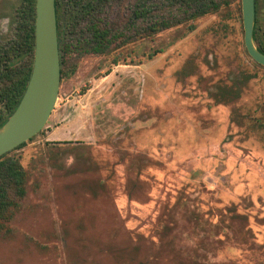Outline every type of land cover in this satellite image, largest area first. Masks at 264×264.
I'll list each match as a JSON object with an SVG mask.
<instances>
[{"label": "rangeland", "instance_id": "obj_1", "mask_svg": "<svg viewBox=\"0 0 264 264\" xmlns=\"http://www.w3.org/2000/svg\"><path fill=\"white\" fill-rule=\"evenodd\" d=\"M16 1L0 0L1 41L14 33ZM139 1H113L100 25L126 30ZM150 1L160 7L163 0ZM230 1L181 39L191 23L157 34L144 49H167L152 61L139 64V29L148 21L137 19L112 55H85L68 67L78 65L62 80L47 126L17 151L29 189L13 233L0 234V264H127L110 256L135 245L130 233L153 238L180 194L214 222L236 205L255 238L244 243L237 225L218 235L176 211L173 249L157 260L146 243L154 255L144 264H264V67L245 50L242 0ZM258 6L264 22V0ZM119 54L122 63L105 75ZM185 65L191 75L180 76ZM244 72L254 77L236 105L249 126L233 122L232 107L211 97L214 84Z\"/></svg>", "mask_w": 264, "mask_h": 264}, {"label": "trees", "instance_id": "obj_2", "mask_svg": "<svg viewBox=\"0 0 264 264\" xmlns=\"http://www.w3.org/2000/svg\"><path fill=\"white\" fill-rule=\"evenodd\" d=\"M113 1L115 0H56L62 80L70 78L76 73L78 65L74 66L72 70L67 69L78 58L89 54L112 55V49L116 41L126 37L130 29L135 27L137 19H140L142 23L148 21L146 25L143 24L139 29L140 45L143 50L138 56L140 57L139 64H143L145 61L154 60L167 49L166 46L144 49L145 46L156 41L157 34L191 23L188 30L180 36L181 39V37H185L196 29L195 21L210 14L219 13L224 6L230 7L232 3L230 0H163L159 7L150 0H140L139 8L135 10L133 20L129 22L126 30L113 33L109 28L100 25L105 19L106 8ZM36 5L37 0H17L12 6L14 33L10 37L0 40V127L7 122L17 109L32 75L36 49ZM154 7H156L155 11L153 10ZM151 16L157 17L156 20L149 21ZM61 20L63 25L60 24ZM86 33L90 34L89 39L83 36ZM71 37H75L74 41L71 40ZM254 39L258 48L264 52V22L260 18L258 0H256ZM245 50L250 55L246 45ZM121 57V54H119L113 58L105 75L112 72V65L122 63ZM255 64L262 66L257 62ZM186 69H188V65L181 69L180 76L183 73L191 75L190 72H186ZM184 77L186 76L184 75ZM253 77L252 74L246 72L240 76H232L230 81L214 84L216 91L211 92L213 105L231 106V120L240 126H249L251 123L249 122L251 117L248 115L243 116L236 104L243 97L244 91ZM36 137L37 135L30 141H33ZM30 141L0 157V234L13 233L12 222L20 210L23 200L28 195L29 171L23 162V156L17 154V151L25 148ZM58 144L61 143L47 142L48 146ZM192 202L189 196L180 194L175 203L172 206H167L160 216L153 230V238L147 237L144 233H135L132 237L131 234L133 233H130L127 237L129 241L135 239V245L130 247V250L123 248L118 253H113L114 258L110 257L116 262L121 260L127 264H144L143 262L146 260L153 259L151 256L154 254H156L154 258L158 260L163 250H172L175 245V240H173L174 228L172 226L177 222L176 211L189 212L199 226L206 227L210 225L216 229L217 234L221 231L222 236L228 237L225 228L234 232L236 231L234 226L237 225L239 232L243 235L244 243H248V241L255 238L248 214L239 212L236 205L223 209L224 214H220L218 220L214 222L202 210L201 206ZM228 219L234 224L233 226L226 225ZM148 242L152 244L149 248L157 250L156 253L148 254L145 249ZM141 253L147 255L142 256Z\"/></svg>", "mask_w": 264, "mask_h": 264}, {"label": "water", "instance_id": "obj_3", "mask_svg": "<svg viewBox=\"0 0 264 264\" xmlns=\"http://www.w3.org/2000/svg\"><path fill=\"white\" fill-rule=\"evenodd\" d=\"M34 67L26 92L15 112L0 127V157L42 132L56 108L62 84L56 0H37ZM245 45L264 66V52L254 39L256 0H242Z\"/></svg>", "mask_w": 264, "mask_h": 264}, {"label": "flooded vegetation", "instance_id": "obj_4", "mask_svg": "<svg viewBox=\"0 0 264 264\" xmlns=\"http://www.w3.org/2000/svg\"><path fill=\"white\" fill-rule=\"evenodd\" d=\"M60 24L63 25V21H62V20H61ZM59 40H60V39H59Z\"/></svg>", "mask_w": 264, "mask_h": 264}]
</instances>
